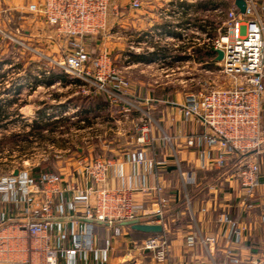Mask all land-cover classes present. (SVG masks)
Masks as SVG:
<instances>
[{"label": "crops", "instance_id": "obj_1", "mask_svg": "<svg viewBox=\"0 0 264 264\" xmlns=\"http://www.w3.org/2000/svg\"><path fill=\"white\" fill-rule=\"evenodd\" d=\"M8 1L20 7L34 0ZM116 1L120 14L117 19L109 18L102 45L116 50L119 65H125L119 66L120 75L108 83L109 90L119 97L111 98L108 92L98 91L103 101L95 99L84 107L74 105L75 110H81L74 116L82 117L87 128L95 127L93 121L105 127L98 129V134L78 150L89 157L102 155L111 160L106 185L134 190L137 215L143 222L163 224L161 233L168 236L169 251L164 262L157 263L151 253L136 251L131 252L132 260L125 261L126 253L137 241L135 236L143 232L122 225L123 235L117 236L108 225L90 224L84 217L83 203L75 199L71 190L65 191L62 199L56 197L49 230V244L58 250V264H143L147 259L151 264H235L226 257L228 247L236 250L240 259L238 264H253L254 261L264 264V192H258L253 199L243 198L239 181L232 173L237 166L235 158H230L223 168L201 166V148L189 144V139L204 132L205 126L184 115V96L170 93V82H155L156 85L123 76L128 69L156 68L155 73H158L160 58L183 61L170 65L174 69L179 67L180 74L188 69L197 70L201 64L187 62V59L208 60L214 56L207 38L219 36L220 27L226 22V12L235 5V0H140L141 7L137 9L131 5L133 0ZM257 2L264 14V5L260 0ZM114 36L116 40L110 44L108 40ZM195 40H202V44H196ZM127 41L136 45L137 50H125ZM85 110H89V114L84 113ZM119 123H125L124 128L116 127ZM108 124L116 128L108 131ZM141 137L143 141L138 140ZM98 152L100 154H96ZM210 155H214L213 151ZM138 158L142 163L133 162ZM38 167L1 174L0 227L21 225L28 215L36 217L39 214L40 195H32L29 206L23 201L27 198L29 179H37L41 173L42 169L37 171ZM262 173L264 179V171ZM65 180L74 185L92 182L79 167L69 171ZM157 187L162 190L158 192ZM16 197L22 201L14 202ZM161 197L167 198L163 222H159L156 214L161 207ZM253 201L254 205L251 204ZM28 207L30 211H27ZM188 214L192 216L194 226L182 224ZM221 215L245 227L240 243H233V229L219 221ZM90 230L93 249L68 254L66 251L74 247L77 236ZM201 235L216 238L215 245L211 246L212 255L200 243ZM190 237L195 240L193 244L189 243ZM26 245L30 246L29 239ZM25 258H31L30 251Z\"/></svg>", "mask_w": 264, "mask_h": 264}, {"label": "built area", "instance_id": "obj_2", "mask_svg": "<svg viewBox=\"0 0 264 264\" xmlns=\"http://www.w3.org/2000/svg\"><path fill=\"white\" fill-rule=\"evenodd\" d=\"M245 1V12H241L235 4L226 12V22L220 27L219 36L215 39L207 38L214 56L203 61L187 59V62H199L200 70L204 68L207 72H212L213 65L223 75L233 78L235 84L229 88L186 93L182 109L187 118H192L205 126L204 132L189 139V144L201 148V166L223 168L230 158H242L235 177L241 186L243 198L253 199L259 191L264 192L261 161L256 157L264 153V14L260 11L257 0ZM131 5L135 9L140 8L141 1L133 0ZM30 9L40 10L59 34L70 39L106 30L109 18L117 19L120 14L116 0H42L41 4H30ZM185 36L188 34L185 33ZM193 42L202 44V40ZM183 43L184 41H181V44ZM74 44L75 50L57 64L72 77L90 82L87 92L95 88L118 96L115 91L108 88V83L117 76L109 52L104 51L95 61L99 72L94 77L85 70V64L91 61L89 52L78 42ZM137 48L136 45L130 46V50L133 51ZM218 50L223 51L220 60H217ZM157 62L158 67L169 76L180 71L179 67L174 69L173 65L170 66L172 62L178 64L183 61L160 58ZM144 129L146 127H143ZM138 140L144 139L141 137ZM212 151L213 156L210 155ZM133 162L140 164L142 159L138 158ZM79 164V169L88 175L91 183L74 185L68 183L62 174L52 171L41 172L37 179H29L27 198L23 201L29 206L33 200L32 195H40L39 214L36 217L28 215L21 225L0 227V264H58V250L49 244V230L53 223L55 199L56 197L62 199L65 191L72 190L75 199L83 203L84 217L90 224L108 225L117 236L123 235L124 221L137 219L143 222L137 215L134 190L106 185L112 165L110 159L102 157L91 159L84 156ZM156 190L160 192L162 189L157 187ZM21 201L22 199L17 197L14 199L16 203ZM166 204L167 198L161 197V207L156 213L160 217L159 222H163L165 214L163 208ZM262 207L264 209V200ZM30 210L28 207L27 211ZM219 221L232 227L233 243H240L243 240L245 227L239 222L226 215H221ZM28 239L29 247L26 245ZM199 241L212 255L211 246L215 245L216 238L201 235ZM194 242V238L190 237L189 243ZM88 249H93L91 230L85 235H78L74 247L66 252L76 254L79 250ZM29 251L31 258H25ZM132 251L139 254L151 253L157 263L164 262L169 251L168 236L164 233H155L140 241H134L132 248L126 253L125 261L132 260ZM225 254L235 264L240 262L233 247H228Z\"/></svg>", "mask_w": 264, "mask_h": 264}, {"label": "rangeland", "instance_id": "obj_3", "mask_svg": "<svg viewBox=\"0 0 264 264\" xmlns=\"http://www.w3.org/2000/svg\"><path fill=\"white\" fill-rule=\"evenodd\" d=\"M260 1L264 5V0ZM41 2L42 0H34L17 7L14 6L13 1L0 0V106L5 108L9 117L2 121V126H0V176L6 172L7 174L12 173L14 169L41 166L42 172H57L65 178L74 167H79V162L84 156H88L80 152L78 147L80 148L85 142L91 141L93 135L98 134V129L105 128L100 127L96 121H93L95 127L87 128L84 121H78L81 118L74 116L81 111L75 110L74 105L81 106L85 102V97L91 93V91H86L91 83L85 79L72 77L57 63L75 50V42H78L90 54L91 61L85 64V70L89 71L90 75L97 76L99 69L95 66V61L101 57L104 51L109 52L112 67L116 75H120L118 52L111 51L108 47L109 44H107L109 50L102 45L104 44L103 33L107 29L78 39H70L59 34L56 28L47 22L40 10L30 9V4H41ZM115 40L114 36L108 42L113 44ZM130 46V41H127L125 50H128ZM196 60L198 61V59ZM203 60L201 59V61ZM207 68H209L208 65ZM49 70L67 73L70 79L80 82L64 84L56 80L50 87L39 83L35 89H32L36 79L43 81L46 79ZM155 70L157 69H128L123 76L132 78L134 81L154 84L170 82L171 90L169 92L182 96L199 90L229 88L235 84L233 78L223 75L214 66L212 72H207L204 68L200 70L198 66L197 70H188L182 74L177 71L169 76H166L167 73L161 70V72L155 73ZM173 82L174 84H172ZM93 89L95 88L91 90ZM109 96L117 97L114 94H109ZM11 99H14V103L9 105L8 101ZM42 110L45 112L44 116L41 114ZM48 117H51L50 120L69 117L70 121L78 122L70 125L68 129L63 126L61 129L48 131L43 138L34 136L29 140L20 139L17 143L12 142L9 138L12 134L29 131L30 124L35 119L46 121ZM133 124L130 125L131 128ZM124 125L125 123H119L116 127L124 128ZM106 127L108 131L116 128L113 124H108ZM97 157L107 158L102 155H93L90 158ZM256 157H259L261 161L263 172L264 153ZM240 160L242 161V158L237 159V166L232 169L233 174H235ZM175 163L177 164L179 161ZM180 166L183 167V164L180 163ZM190 194L191 192H189ZM189 204L191 203L189 202ZM251 204L254 205L255 201ZM255 208L252 206L251 209L255 210ZM188 223H192L194 226L190 214L182 219L183 225ZM150 235L152 233H142L136 235L135 238L140 241ZM143 262V264H151L149 259ZM253 264H258V262Z\"/></svg>", "mask_w": 264, "mask_h": 264}, {"label": "trees", "instance_id": "obj_4", "mask_svg": "<svg viewBox=\"0 0 264 264\" xmlns=\"http://www.w3.org/2000/svg\"><path fill=\"white\" fill-rule=\"evenodd\" d=\"M46 74V73H44ZM56 80L61 81L64 84H68V83H77L80 81H73L72 79H70L69 75L67 73L64 72H56L54 70H49V74L46 75V79L43 80H37L35 81L32 89H35L39 83L44 84L47 87L52 86ZM98 90L97 89H93L92 92L90 93V95L86 96L84 99V103L81 104L80 107H84V105L93 102V100H102L103 96L98 95ZM97 93V94H96ZM60 96V95H59ZM103 101V100H102ZM14 103V99L8 101V104L12 105ZM42 116L45 115V112L42 110L41 111ZM84 113L89 114V110H85ZM83 115V114H82ZM81 115V116H82ZM88 116V115H87ZM7 118H9L7 116L6 110L4 107L0 106V126L2 121H5ZM82 118V117H81ZM51 117H48L45 120H38L35 119L31 124H30V129L29 131L25 132V133H15L12 134L9 138L11 139L12 142L17 143L18 140L20 139H24V140H29L31 137H39V138H43L46 134V132L48 131H55L58 129H61V127L64 126V128L68 129L70 127V125L72 124H76V122L81 121L82 119H79L78 121H70L69 117H62L59 119H55V120H50ZM37 171H40L41 166H39L38 168H36ZM42 172V170L40 171Z\"/></svg>", "mask_w": 264, "mask_h": 264}, {"label": "water", "instance_id": "obj_5", "mask_svg": "<svg viewBox=\"0 0 264 264\" xmlns=\"http://www.w3.org/2000/svg\"><path fill=\"white\" fill-rule=\"evenodd\" d=\"M236 6L239 8L241 12H245L246 1L245 0H235ZM217 60L222 59L223 51L218 50ZM160 217H158L159 219ZM122 225L130 226L132 229L143 232V233H161L163 232V224L161 223H152V222H141L137 219L124 221Z\"/></svg>", "mask_w": 264, "mask_h": 264}]
</instances>
